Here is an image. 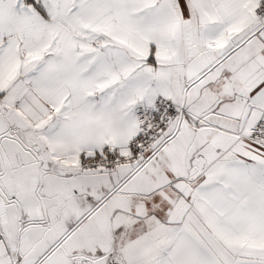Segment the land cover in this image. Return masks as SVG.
I'll return each instance as SVG.
<instances>
[{
	"label": "snow or ice",
	"instance_id": "snow-or-ice-1",
	"mask_svg": "<svg viewBox=\"0 0 264 264\" xmlns=\"http://www.w3.org/2000/svg\"><path fill=\"white\" fill-rule=\"evenodd\" d=\"M0 264H264V0H0Z\"/></svg>",
	"mask_w": 264,
	"mask_h": 264
}]
</instances>
